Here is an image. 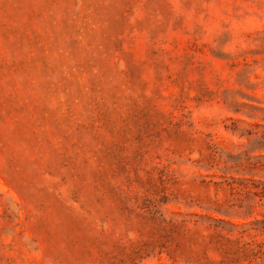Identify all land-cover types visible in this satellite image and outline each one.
I'll return each mask as SVG.
<instances>
[{
	"label": "rangeland",
	"instance_id": "374dc122",
	"mask_svg": "<svg viewBox=\"0 0 264 264\" xmlns=\"http://www.w3.org/2000/svg\"><path fill=\"white\" fill-rule=\"evenodd\" d=\"M0 264H264V0H0Z\"/></svg>",
	"mask_w": 264,
	"mask_h": 264
}]
</instances>
